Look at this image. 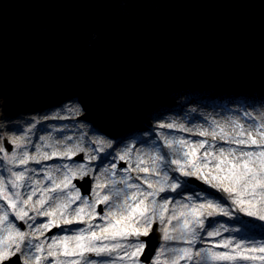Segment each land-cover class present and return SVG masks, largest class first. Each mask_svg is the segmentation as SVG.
<instances>
[{"label":"rangeland","instance_id":"obj_1","mask_svg":"<svg viewBox=\"0 0 264 264\" xmlns=\"http://www.w3.org/2000/svg\"><path fill=\"white\" fill-rule=\"evenodd\" d=\"M257 71L256 69L255 72H249L246 71V68L240 70L218 67L209 72V74L201 73L198 77L195 75V79L191 76L190 78L192 79L177 83L169 80L167 85L163 83L161 85L162 88L159 90L153 86L152 91L146 95L145 100L147 99L148 101L154 93L157 96V100L154 99L152 101L154 103L148 105L147 109L135 110L142 120L139 121L138 127L128 129L130 134H136L135 138L127 136L128 132L124 135L127 136L126 138L129 139L130 143L125 147L114 146L116 140L121 138V136L103 135L102 132L105 131L100 129L96 122L100 120V122L109 123L110 120H106L100 114L101 107L90 97L88 85L83 77V83H81L80 77H75L72 79L71 84L68 85L69 88L66 87L61 92V89H63V86H61L56 92L49 94L46 98L49 97V101L54 99L52 102L36 104L33 107L32 105L35 103L31 105L30 98L23 96V101L15 108H13V103L20 94V89L9 85L6 81L0 80V148L4 149V151L0 152V187L6 193L13 195V198L16 192L20 193V200L17 203L28 211V217H25V220L22 221L25 224V229L22 231L28 233V241H31L33 245L42 243L45 249L42 253H35L33 248V255L39 254L42 257H46L48 244L52 242V238L72 236L79 229L84 228L77 225L78 223L65 226L61 222L59 230L51 235H47V233L52 228L48 231H43L42 229L39 231L34 230L40 224L46 223L48 219H51V217L36 214V209L40 206L36 205L35 201L40 199V193L45 188L51 189L52 181L60 183L65 175H68L71 178L72 187L56 193L44 192V195L48 197L45 210H50L58 202H64L66 198H71L77 190L72 181L75 177L81 178L79 170L82 165L84 166L83 170L92 179L90 199H95L93 189L96 188V191L102 195H110L112 197L110 203L113 206L123 200V195L116 196L115 192L117 189L123 190L126 188V185L121 183L125 177H131L128 183H137V177H147L155 184L157 180L167 173L164 171L165 164L176 174L182 185L177 192L167 190L157 197V200L161 202L165 196L170 200L169 212L165 213L166 216L170 215L173 210L179 211L180 204L199 203L200 201L192 198L191 191L199 193L200 197L211 194L208 195L209 199H214L215 202H222L225 206L231 205L228 194L212 188L197 177L182 176L174 171L176 165H171L170 162L173 159H182L183 153L188 150L189 145L198 146L199 141H205L204 148L199 149L197 157L202 158L205 152L209 153L208 159L211 160L213 166L205 169V171L217 173L214 167L217 161L213 157L220 156L221 149H223L224 155H227L229 159H232L234 155L238 161L242 158L240 156L241 151L259 152L264 147V145H260L259 149H254V147L244 150L224 145H239L234 143V140H247L249 132L258 141L261 139L259 134L264 132V91L257 90L254 87L255 84L262 83V80L258 79ZM233 74L235 77L229 78ZM191 85L192 87H190ZM193 86L198 87V90H194ZM145 113L148 115L145 116ZM68 119L71 120L66 121ZM169 123L174 125L173 129L192 133L193 135L196 134L197 138L195 136L192 138L185 137L181 134L170 132L167 127H161V125ZM181 125L183 126L182 128L179 127ZM107 129H109L108 126ZM201 132L205 134L201 135ZM240 132H243L244 135H238ZM13 139L17 140L19 147L11 142ZM214 139L224 144H217L213 141ZM4 140L11 145V149L8 152L5 151ZM169 140L175 142L183 141L184 144L173 143L169 146L166 143ZM126 149L129 150L128 155L131 157V163L128 160H119V156ZM68 150L74 152L70 157L82 154L84 163L67 161L69 156L62 155V153ZM24 153H27L30 157L35 156L36 160L29 159L27 164H20L19 160L23 158ZM53 153H56V155H53ZM157 156L164 157V160H157L156 165H153L152 161ZM104 159H107V162L100 166L94 163V161H104ZM37 161L40 164L39 167L30 165V163H36ZM138 162H142L141 166L148 167L150 172L139 171L136 167ZM113 163L117 165L116 169L111 168ZM123 163L125 166H122ZM153 169L159 171L161 175L159 177L155 176ZM13 172L23 173V178L17 181L18 186L15 189L11 185V181L15 180L12 175ZM113 172L115 173L114 176L112 175ZM73 173H76V175H73ZM190 178L195 179L196 182L189 183L187 180ZM140 180L143 181V179ZM97 184H105L106 188H97ZM34 190L35 195L32 196V200L29 201L28 205H23L22 201ZM128 191L130 193L134 190ZM181 191L189 198L188 201L178 196L176 197V194ZM76 204L82 205L83 200L77 201ZM76 204L71 207L75 208ZM99 206L102 207L103 212L108 210L104 204ZM231 210L243 220L254 221V224L248 226L251 229V234L249 232L239 234L247 236V247L253 246L250 243L252 240L257 242V246L264 241V227H261L264 222L247 217L243 213H238L235 207ZM15 211L16 209L6 208L0 204V215L7 214L8 216L7 221L0 222V236L6 235L4 229L9 223L20 228L18 221L21 220L15 218ZM58 218L59 212H57ZM212 218L215 221L214 227L223 225L224 228L229 230L240 228L232 220L230 222L222 220L224 218L230 219L229 217L218 214ZM84 222L87 225L104 223L98 218L93 221L88 220L87 217H85ZM155 223L158 224L162 239L165 225L169 229L176 225V221L168 224L167 220H165L164 224H161L159 220H155ZM205 226L207 227L208 225ZM209 230L211 229L209 228ZM67 231L71 233H66ZM169 234L178 235V233L171 231ZM231 235H233L231 231H221V236L212 238L202 234V240L197 241L193 247L194 249L214 247L220 239H226ZM181 241L179 239L172 241L163 239V243L157 248L163 253L159 257L160 264H164L165 260H171L172 253L169 249L188 246L180 245L179 242ZM22 247L26 249L27 242ZM216 250L223 249L217 248ZM256 255H259V253H256ZM113 256L116 257L114 264H127L126 260L121 259L122 253L113 254ZM153 258H155V254ZM84 259H91L96 262L101 261L94 258L92 254L87 253ZM44 264H48V261L45 260ZM80 264H84V260H81ZM179 264H189V262L181 260ZM191 264H196V261H192ZM256 264H259V261Z\"/></svg>","mask_w":264,"mask_h":264},{"label":"water","instance_id":"obj_2","mask_svg":"<svg viewBox=\"0 0 264 264\" xmlns=\"http://www.w3.org/2000/svg\"><path fill=\"white\" fill-rule=\"evenodd\" d=\"M249 65L264 80V0H0V80L23 92L81 76L121 110L164 79Z\"/></svg>","mask_w":264,"mask_h":264},{"label":"snow or ice","instance_id":"obj_3","mask_svg":"<svg viewBox=\"0 0 264 264\" xmlns=\"http://www.w3.org/2000/svg\"><path fill=\"white\" fill-rule=\"evenodd\" d=\"M161 127L173 128L174 125L169 123L161 125ZM179 127H183L182 125ZM201 135L205 133L201 132ZM238 135L243 136L240 132ZM260 141L248 133V139H236L234 143L239 145H264V132H260ZM17 144V140L11 141ZM171 146L173 143L184 144L183 141H166ZM205 141H199L198 146H188V150L183 153L182 159L171 160V165H176L175 172L180 173L185 177H197L203 180L205 184L212 188L228 194L231 200V205L225 206L222 202H215L214 199H209L205 195L201 200L200 194H195V199L199 203L190 202L179 205V211L173 210L170 215H165L169 212L170 200L167 196L162 198V202L157 200L161 193L167 190L177 192L182 187L179 178L173 177L171 180L167 173L156 181L154 184L150 178L137 177V180L143 179L147 184V189H144L138 183H128L131 177H125L121 183L126 185L123 190L117 189L116 196L123 195L121 203L113 206L110 203V195H102L100 192L93 189L95 199H89L82 196L77 189L71 198H66L64 202H58L54 208L45 210L48 197L44 192L56 193L63 189L72 187L71 178L65 175L60 183L52 181V188H45L40 193V199L35 201L36 205L40 207L36 209V214L39 216L51 217L46 223H42L35 231H48L52 227H60L63 225H72L73 223H83L85 217L88 220H96L97 218L104 221L100 225L88 224L87 229H79L75 235L63 236L60 238H52V242L48 244L46 257L39 254L33 255V248L35 253H42L45 251L42 243L32 244L28 241V233L22 231L19 227H15L11 223L7 224L4 229L6 235L0 236V264H44L47 260L48 264H80L84 260V264H114L111 260L113 254L122 253L121 259L126 260L127 264H160L159 257L163 254L159 249L155 250V258L152 254L147 252L149 248L148 240H141V237L150 238V235L155 231V220H159L164 224L167 220L168 224L176 221L175 227L169 229L165 225L163 229V239L166 241L182 240L187 247L172 248L169 251L172 253L171 260H165L164 264H179V261L186 260L191 264L196 261V264H264V241L257 246L255 240L250 241L252 247L246 246V235H239L246 233L248 226L254 224L252 220H243L239 215H236L231 210L236 208L238 213H243L245 216L255 218V220L264 222V147L259 152L241 151L242 157L238 161L233 155L229 159L224 155L221 149L220 156L213 157L217 162L214 167L217 173L205 171L212 167L211 160L208 159L209 153L205 152L202 158L197 157L199 149L204 148ZM110 146V145H109ZM19 147V144H17ZM102 150V149H101ZM4 151L0 148V152ZM79 151V149H77ZM129 150H125L119 156V160H128L131 163V157L128 155ZM74 152L71 150L62 153V155L71 156ZM56 155V153H53ZM222 157V158H221ZM47 158V156H45ZM29 159L36 160L35 156H29L24 153L23 158L19 160L20 164H27ZM157 160H164V157L157 156L153 159V165H156ZM38 162V161H37ZM142 162H138L136 167L139 171L149 173L148 167H142ZM117 165L113 163L112 169H116ZM165 167H168L165 164ZM81 166L79 175L83 178L87 175ZM157 177L161 175L159 171L152 170ZM12 175L15 180L11 181L12 188L18 186L17 181L23 178V173L13 172ZM76 175V173H73ZM114 176L115 173L113 172ZM158 185V187H157ZM97 188L105 189V184H97ZM128 190H134L129 193ZM35 195V190L22 201L23 205H28ZM0 198L7 201L8 207L16 209L15 218L17 220H25L28 217V211L25 210L17 201L20 200V193L16 192L13 195L8 194L0 187ZM83 200V204H76L77 201ZM76 204L75 208L71 206ZM100 204L107 206L106 212L97 211ZM87 209V211H86ZM57 212L59 218L57 219ZM223 215L229 217L233 223L240 224L239 229L229 230L223 225L214 227L215 221H208L206 227V220L216 215ZM8 220L7 214L0 215V222ZM264 227V224L261 225ZM209 228L211 230H209ZM178 233V235H170L169 233ZM221 231H231L233 235L226 239H220L215 246L201 247L194 249L197 241L202 240V234L208 238L221 236ZM27 242V248L22 245ZM217 248L223 250H216ZM95 254L98 257H107L108 259L100 262L92 261L91 259H84L85 254ZM259 253V255H256ZM19 254V255H18ZM13 257L16 259L13 260Z\"/></svg>","mask_w":264,"mask_h":264},{"label":"bare ground","instance_id":"obj_4","mask_svg":"<svg viewBox=\"0 0 264 264\" xmlns=\"http://www.w3.org/2000/svg\"><path fill=\"white\" fill-rule=\"evenodd\" d=\"M255 69L256 68H254V67H252V66H246V71H252V72H255ZM257 70V69H256ZM212 70H208V71H202V72H200V73H204V74H209V72H211ZM257 74L260 76V72L259 71H257ZM192 76V78L193 79H195V76H193V75H186V76H184V78H182L183 76H180V77H178V78H170L169 80L170 81H175V83H177V82H183V81H187L188 79H192V78H190ZM197 77L199 76V75H196ZM238 77H239V75H237ZM80 78H81V83H83V80H82V77L81 76H79ZM233 77H235L234 76V74H233V76H229V78H233ZM260 81L261 80H263L262 78H258ZM167 82H169L168 80H163V81H160V82H158L156 85H154V88L156 87V89H161L162 88V86L161 85H163V83H165V85H167ZM174 83V82H173ZM67 86V85H66ZM190 87H192V85L190 86ZM194 87V86H193ZM153 89V88H152ZM194 90H198V87H194ZM169 91H171V90H169ZM28 95H30L31 96V98H33V99H35L37 102H39V103H41L44 99H43V95L42 94H37V93H34V92H29V93H27ZM146 95H144L142 98H140L132 107H130L129 109H127L126 110V113L124 114H122V119L123 120H126V122H127V125H123L124 126V129L123 130H126V129H131L130 127H133V126H135V127H138V126H136L137 125V123H139V121L140 120H142V118L140 117L139 118V116H138V114H136V112H135V110H139V109H147V107H149L148 105H152L154 102H152L154 99H156L157 100V96L155 95V93L150 97V99H148V101H147V99L145 100V99H143L144 97H145ZM32 99V100H33ZM174 109V108H173ZM84 113V112H83ZM101 115H103L104 113L103 112H101L100 113ZM80 115H82V113H80ZM148 114L147 113H145V116H147ZM104 116H105V114H104ZM148 124H149V122H148ZM109 127L110 129H111V131H112V133H115V134H117V135H119L117 132L118 131H116V128H118L119 126H117V124L116 125H112V126H109V125H106V127ZM127 131V130H126ZM126 131H121V138H119L118 140H116V143H115V147H125V146H127V144L129 145L130 143H129V139L128 138H126L127 136H129V137H131V135H127V136H124L123 135V133L124 134H127L126 133ZM169 131L170 132H173V133H178V134H181L182 136H185V137H189V138H192V137H196L197 138V135L196 134H192V133H187V132H185V131H179V130H176V129H169ZM129 133V132H128ZM138 135V134H137ZM120 136V135H119ZM104 137V136H103ZM135 138V137H134ZM215 143H217V144H224L223 142H220V141H218V140H216V139H214L213 140ZM224 145H228V146H233V147H237V148H240V149H244V150H248V148L246 147V146H241V145H237V146H234V145H230V144H224ZM256 149H259V146H257L256 147Z\"/></svg>","mask_w":264,"mask_h":264}]
</instances>
